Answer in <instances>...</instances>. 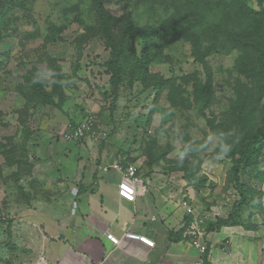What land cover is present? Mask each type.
I'll return each mask as SVG.
<instances>
[{"label":"rangeland","instance_id":"374dc122","mask_svg":"<svg viewBox=\"0 0 264 264\" xmlns=\"http://www.w3.org/2000/svg\"><path fill=\"white\" fill-rule=\"evenodd\" d=\"M130 1L103 0V8L116 18L130 13V22L155 39L167 25L166 13L158 5L162 0L141 5ZM17 2L24 6L5 11L0 20V264H41L48 240V206L60 207L70 192L65 179L76 176L84 162L98 154L132 163L137 171L156 169L179 180L185 178L177 167L185 165L195 176L191 185L198 193L197 212L207 210L212 222L226 218L239 194L226 182L231 161L219 154L220 141L210 133L207 121L229 122L236 89L246 83L236 72L243 53L213 45L205 68L185 41L156 47L149 71L155 83L163 82V86L151 116L153 89L140 84L129 87L124 82L112 90L105 67L109 49L101 36L94 35L98 25L92 0ZM209 14L206 19L214 16ZM132 46L140 50L135 40ZM208 74L212 97L205 106L206 102L196 101L192 84L195 80L204 83ZM35 77L46 83L54 105L34 97ZM181 95L190 96L189 109L178 104ZM91 115L97 121L93 128L97 136L67 142L65 133ZM259 116L256 113V124ZM25 128L33 131L27 147L31 174L29 168L18 170L5 164ZM149 159L157 161L149 165ZM255 173L254 178L241 174L240 183L260 191L263 203L264 148ZM260 212L244 207L240 215L258 228L262 226Z\"/></svg>","mask_w":264,"mask_h":264},{"label":"trees","instance_id":"16d2710c","mask_svg":"<svg viewBox=\"0 0 264 264\" xmlns=\"http://www.w3.org/2000/svg\"><path fill=\"white\" fill-rule=\"evenodd\" d=\"M120 1L131 2L130 0ZM152 1L155 2V0H138L137 2L141 5V3L151 4ZM158 5L166 13L167 25L165 24L153 39L150 33L130 22V13L119 18L113 17L104 10L103 0H92L98 25L94 35L101 36L105 47L109 49V60L105 62V67L110 75L109 82L112 90H118L124 82H127L129 87L140 84L147 90L153 89L154 100L149 107L152 116L155 102L163 86V82L155 83L149 71V66L154 61L156 47L168 48L179 40L185 41L191 45L196 60L205 68L207 67L205 57L215 50V46H226L229 51L233 49L241 51L243 59L239 61L236 72L246 80V83H240L236 89L237 98L231 106V118L227 123H220L214 119L207 121L210 133L220 141L219 154L231 161L226 182L237 188L239 201L226 218H216L215 222L206 223V229L215 231L226 226H245L247 229H252L253 226L247 223L248 221H244L240 214L244 207L261 211L262 193L240 183V175L244 174L248 178L255 177L264 148V0H232L230 2L162 0L158 2ZM23 6V3L17 0L0 1V20L6 16L5 11L10 12ZM209 13L214 16L206 19ZM112 27L114 29L116 27V32L112 30ZM134 40L140 50L132 46ZM205 44L209 45L204 47ZM47 62L48 67L52 69L53 65L49 57ZM33 74V71L30 72L31 76ZM39 78H33L34 97L36 99L42 97L49 104L54 105L53 99L45 90L46 83ZM192 78L197 79L195 76ZM192 88L196 101L206 102L205 106H207L212 97L211 75L206 76L204 83L193 81ZM180 98L178 104L189 109L190 96L181 95ZM258 112L260 116L256 124L255 116ZM32 136L33 131L25 128L16 151L13 152V150L10 156L6 157V166H17L18 170L29 168L27 171L30 170L31 174L33 166L30 163L27 147ZM149 160V165L157 161V159ZM177 168L183 171L188 184L194 183L195 176L185 165Z\"/></svg>","mask_w":264,"mask_h":264},{"label":"crops","instance_id":"0c3cea01","mask_svg":"<svg viewBox=\"0 0 264 264\" xmlns=\"http://www.w3.org/2000/svg\"><path fill=\"white\" fill-rule=\"evenodd\" d=\"M115 161L98 154L84 162L76 176L65 179L67 199L60 207L48 206L41 264H192L199 252L184 231L204 213L208 217L200 226L208 247L205 264H264V199L257 215L262 226L208 231L205 222H212L213 216L207 210L197 212L195 187L156 169L137 171L138 183L133 184L123 172L103 170ZM183 201L194 215L186 213ZM126 232L147 236L154 247L124 238ZM106 233L121 239L120 245H113Z\"/></svg>","mask_w":264,"mask_h":264},{"label":"built area","instance_id":"2783aa9c","mask_svg":"<svg viewBox=\"0 0 264 264\" xmlns=\"http://www.w3.org/2000/svg\"><path fill=\"white\" fill-rule=\"evenodd\" d=\"M97 124V121L94 116H90L86 119L84 123L79 126L72 127L65 133V140L67 142H79L83 141L87 138H95L97 136V132L93 131V128ZM114 171L123 172L127 178L133 184H137L138 180L136 179V167L133 164L127 163L125 167L118 161H115L109 167ZM103 170L108 171V167H104ZM182 207L185 209L186 213L189 215H194V209L187 203V201H183L181 203ZM203 219L201 217L196 216L195 219L185 228L184 234L187 238L190 239V245L199 252V256L194 260L192 264H205L204 263V254L207 252V246L203 241V233L201 230L200 224H202ZM106 238L114 245H119L121 239L117 238L111 233L105 234ZM124 238L139 241L143 244H146L149 247H154V242L149 239L145 235H139L137 233L126 232L124 234ZM45 261V257L41 255L40 262L43 263Z\"/></svg>","mask_w":264,"mask_h":264},{"label":"clouds","instance_id":"9594fccd","mask_svg":"<svg viewBox=\"0 0 264 264\" xmlns=\"http://www.w3.org/2000/svg\"><path fill=\"white\" fill-rule=\"evenodd\" d=\"M70 143H75V142H70ZM120 163H121V162H120ZM121 164H122V163H121ZM130 164H132V163H130ZM110 166H111V165H110ZM110 166H109V167H110ZM122 166L125 167L126 164H122ZM109 167H108V169H110ZM135 167H136V166H135ZM136 172H137V168H136ZM135 176H136V174H135ZM202 218L204 219V216H202ZM113 245H114V244H113ZM119 245H120V244H119ZM119 245H115V246H119ZM207 251H208V247H207Z\"/></svg>","mask_w":264,"mask_h":264}]
</instances>
